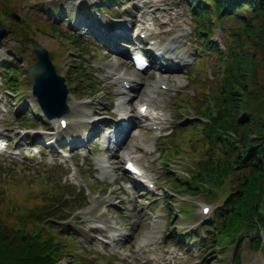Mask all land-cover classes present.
Here are the masks:
<instances>
[{"label": "rangeland", "instance_id": "374dc122", "mask_svg": "<svg viewBox=\"0 0 264 264\" xmlns=\"http://www.w3.org/2000/svg\"><path fill=\"white\" fill-rule=\"evenodd\" d=\"M100 2L102 0H30L22 5L29 16L43 13V16L48 18V24L49 21L54 20L63 32L67 31L66 33L71 37L72 34H75L79 41L87 44L85 47L86 52H84L87 53L85 56L76 52L75 43H68L66 48L62 45L63 39H61V43L59 40H53L52 37L44 40L42 38L22 39L16 36V32H13V34L7 33L0 44V67L5 65V61L13 59L8 53V50H11L18 57H23V63L18 66L22 73H25L36 62V57L32 53L33 48H47L49 51L52 50L56 53V57L53 55L52 58L57 63V70L65 69L66 64L63 62L65 58L67 63L73 60H86L88 63L86 68L89 69L88 74L95 82L99 83L97 91L84 99L69 97L68 103L71 109L65 117L69 119L71 124L67 130L61 129L58 125V119H56L41 124L42 126H36V130L30 135H23L19 130L31 128L24 119V110H29L32 117H36L33 112L39 109L31 91L33 80L27 74H24L21 78L28 87L22 89L19 95H15L9 91L5 79L0 77V133L4 132V135L10 141L7 150L0 154V180L2 181V179L13 175H22L17 178L19 186L12 188V192L17 194L22 191L26 195L32 193V195H38L41 199H48L49 202L40 205V210L52 211L53 208L59 209L60 204L63 203V200L57 199L61 196L56 197L54 195V201H52L53 195L47 197L44 193V184L39 183L42 180L46 183H48L46 180L61 182L63 187L64 185L68 187L73 192V196H71V201L66 202L73 209L87 205L85 193L88 190L87 186L84 185L86 180L92 182L96 194L102 193L103 197L95 199L88 192L89 197L91 196L89 198L90 205L84 208L81 213L76 214V217L81 218L80 222L76 220L69 221L78 229V233L75 235L76 245L74 246L67 238L62 236L63 242L70 246L68 251L70 258L66 254V258L61 262L62 264L71 262L76 246L79 249L86 250V252L79 251L78 253L91 264H151V262H145V259L140 256V253H144L146 250L151 258H160V264H234L232 257L235 254V248L230 247L229 252L226 251V253L228 252L227 255L217 253V251L222 252V249L218 248L207 254L206 246L198 245L201 241L206 245H213L209 240V230L203 224L204 221L211 220L213 215L203 218L200 215V208L202 205L209 203H213L218 207L222 199L217 194L212 197H190V201L196 206V210L188 202H183L181 205L183 213L173 223L170 222L169 215H162L161 212L166 209L161 199L157 198L162 196L163 190L168 191L169 188L166 178L167 169L160 165L158 145L161 138L157 139L156 137L170 130L174 124L177 125L174 118L177 119L178 117V109L176 108L179 106L176 103L182 100V97L185 98L188 94H192L190 86H188V78L193 67L191 64L194 61V54H196L195 50L199 41L193 39V20L189 8L179 0H125L120 4L113 3L109 7H102ZM58 7L60 12H58ZM90 14L93 16V20L96 21L94 25L97 26L98 23L105 25L113 38L119 36L117 21L128 22V32L132 36L137 32V29H140L141 34L150 35L147 36L146 42L156 41L155 47L157 49H165L167 43H172L173 39L178 37L180 47L177 55L184 56L185 60L181 61V59L175 58L170 60L171 55L165 54L163 64L169 69L179 64L182 67L181 70L160 72L161 61L152 70L146 73H137L129 58H126V54L118 55L115 52H109L107 46H101L94 36L84 34L81 29L74 33L71 27L73 28L79 23H73V26H70V20L73 19L74 22L75 19L90 17ZM225 33L226 26L224 23L216 30V40L224 43ZM120 44H122L119 45L120 47H124V45L129 48L135 47L132 42ZM52 51H50V54ZM150 52H154V49ZM120 71L126 73L127 78L131 76L134 78V74L138 75L140 86H136L137 89L133 91L119 94L117 97L116 93L121 90V86L119 79H115L112 74ZM15 75L17 78L21 74L17 71ZM160 78H162V82L168 83L170 87L169 90H164L165 92L159 96V104L155 106L156 112L164 115L163 130H154L147 126L148 123H140L139 126L131 128L127 140L120 145L118 153L104 151L100 145L103 143L104 132L100 133V131L101 128L105 129L109 124V118L112 119L111 115L114 116V120H119V105L117 103L119 97L124 95L131 97L130 102L127 104V110H137V107L144 102L143 97L146 90L153 84H157L160 88L161 84L158 83ZM193 116L194 113L190 109L188 112H182L180 122L185 124L192 121ZM40 117L41 115L38 113L37 118ZM85 120L95 123L94 126L97 131L95 132L93 126L82 122ZM113 123H111L112 126ZM93 134L100 135L90 139ZM73 138L75 140L77 138L84 139L78 141L83 143L84 146L76 149L77 152L70 153V147H64L63 145ZM58 140L65 142L58 148L61 152L59 156L43 151V149L50 150L54 148ZM141 141L150 147L149 152L143 150L141 146L133 151L135 143ZM168 141L173 142L171 139ZM40 142H48L51 147L46 148L43 146V148H39L38 144ZM90 144H92L93 150H95L93 146L96 145L95 152L89 150ZM18 149H23L21 155H14L13 153H17ZM131 152L138 154L142 166L146 168L150 177L158 182V189L154 193L142 191L141 188L135 189V182L131 179V175L124 172L123 162L126 158L120 162L118 155L124 154L126 156ZM197 161L198 157L187 155L185 159L180 158L172 162V168L175 172L186 175L187 169ZM4 181L0 184V190L3 192L7 188ZM71 183L80 189L75 191L77 187L70 185ZM123 185L126 186V189L123 188ZM104 187H107L106 191H104ZM62 194H66V192ZM181 197L183 196H177L179 200ZM106 204L110 207L109 213L104 214L106 212L104 211L101 214ZM28 207L39 208L38 205ZM174 207L177 208V211L173 210V212L178 215L179 204L176 202ZM155 215L162 216L160 217L158 241L150 246L152 251L147 247L146 250L143 248V250L138 251L137 244L147 234V231L151 228V223L156 220ZM101 218H104V220H100ZM166 219L168 220L169 229L166 235L168 237L164 240L163 229L167 224ZM98 223H103L105 226L117 223L123 231L128 233V237L125 238L123 244L124 248L118 251L117 258L107 255L109 246L102 248L104 242L100 239L106 235V231L101 232L96 229L95 233L89 234V230H93L94 225ZM166 228L167 225L165 230ZM111 232L114 233V231ZM242 232L233 236V238L237 239ZM125 254H127V258L124 257ZM241 255L244 264H264V255L260 251L253 250L248 239L243 244ZM215 260L220 262L215 263Z\"/></svg>", "mask_w": 264, "mask_h": 264}, {"label": "trees", "instance_id": "16d2710c", "mask_svg": "<svg viewBox=\"0 0 264 264\" xmlns=\"http://www.w3.org/2000/svg\"><path fill=\"white\" fill-rule=\"evenodd\" d=\"M28 1L0 0V26L8 22V32L22 39L52 37L62 42V38V45L75 43L77 51H82V43L53 22L48 24L43 14L29 16L22 7ZM122 1L101 3L104 7ZM180 1L189 7L201 50L189 80L194 94L181 98L178 115L191 108L206 121L185 126L168 150V157L187 154L199 158L188 176L170 174L169 186L176 194H218L223 199V207L209 222L217 229L212 237L217 245L229 239L228 245L236 243L233 236L245 230L254 232L253 247L264 249V0ZM14 10L23 18L19 23L10 17ZM217 20L226 26L225 48L212 39ZM86 65L75 62L65 73L79 97L97 91ZM208 68L211 75L206 74ZM18 70L16 63L6 62V85L14 93L24 87L23 80L16 78ZM17 178L9 177L5 181L9 189L0 190V264H62L65 256L70 258V246L40 210L49 200L22 191L14 194ZM43 181L39 183L44 184L47 197L67 190L58 182ZM166 200L170 203L173 198L166 193ZM236 264H240L239 255Z\"/></svg>", "mask_w": 264, "mask_h": 264}, {"label": "water", "instance_id": "95a60500", "mask_svg": "<svg viewBox=\"0 0 264 264\" xmlns=\"http://www.w3.org/2000/svg\"><path fill=\"white\" fill-rule=\"evenodd\" d=\"M12 17L21 21V17L12 13ZM7 28L5 25L0 28V43L6 35ZM33 53L37 56V63L29 70V75L34 78L33 92L38 97V101L45 113L52 118L61 116L68 111V85L66 78L60 76L53 64L49 52L46 49H34ZM21 62L22 59H19ZM56 111V112H55Z\"/></svg>", "mask_w": 264, "mask_h": 264}, {"label": "bare ground", "instance_id": "6f19581e", "mask_svg": "<svg viewBox=\"0 0 264 264\" xmlns=\"http://www.w3.org/2000/svg\"><path fill=\"white\" fill-rule=\"evenodd\" d=\"M179 46H180V44L178 43V41L175 40V41H173L172 48L170 50L169 49H165V52L174 53L179 48ZM178 66H180V65H178ZM181 68H178L176 71L181 70ZM115 77L119 78V79H123V78H121V76H119V73H115ZM134 79L137 80V78H134ZM158 82L161 83L160 79H159ZM135 84H138V83H135ZM156 86L157 85H154V86L149 88V91L145 95L144 102H145V104H147L150 107L149 113L151 112L152 124L153 125H160L158 123V119H161L162 116L155 112L154 107L159 104V95H161L162 89L159 90ZM121 89L124 90V88H122V87H121ZM141 105H143V104H141ZM131 118H135V119L138 120V119H142L143 116H141V114L138 112L136 114H132ZM144 118H148V117L145 116ZM157 223L152 224L154 230L157 229ZM153 239H154V236L151 235V234H148L145 237H143V242H150ZM106 242L109 244V242H110V238L109 237H108Z\"/></svg>", "mask_w": 264, "mask_h": 264}]
</instances>
